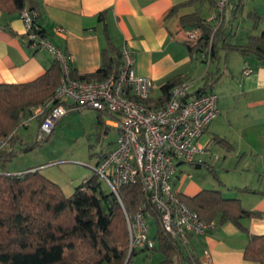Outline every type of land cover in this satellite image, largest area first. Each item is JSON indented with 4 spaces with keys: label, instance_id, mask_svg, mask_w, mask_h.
Instances as JSON below:
<instances>
[{
    "label": "crops",
    "instance_id": "0c3cea01",
    "mask_svg": "<svg viewBox=\"0 0 264 264\" xmlns=\"http://www.w3.org/2000/svg\"><path fill=\"white\" fill-rule=\"evenodd\" d=\"M188 1L33 0V6L44 36L73 56L72 70L77 76L97 71L103 65V51L111 45L119 54L124 48L128 49L135 73L152 81V102L160 98L161 87L175 76L184 80H193L196 75L201 77L202 84L194 81L190 96L203 86L206 73L215 71L216 78L221 74L217 83L223 74L230 79L227 98L235 100L234 106L223 105L218 98L220 115L198 139V146L203 150L192 162L177 163L173 187L183 198L214 190L225 198L238 199L245 210L261 215L243 220L248 234L264 236V65L254 56H241L236 52L240 56L236 70L229 65L219 68L218 62L213 60L204 74H200L204 63L198 56L189 54L185 43L187 29L181 27L180 18L198 13L207 21L215 7L209 0L180 6ZM242 4V0H230L227 16L230 12L233 18L238 12L242 14ZM175 7L178 8L170 13ZM246 15L252 32L257 34L247 36L242 45L248 37L264 32V3L252 7ZM57 27L66 30L65 37L55 35ZM53 63L46 51L29 46L19 13L0 10V84L34 81ZM244 71L251 72L245 75ZM238 103L240 108L236 107ZM237 109L240 113L236 115ZM222 113H225L226 130L222 126ZM101 118L106 131L113 128L111 116L101 114ZM214 146L221 157L212 156ZM147 220L149 225L154 224L149 216ZM247 242L248 235L231 223L212 225L203 235H191L186 246L179 244L182 255L174 258L175 264H257L244 259ZM135 256L141 257L142 264H161L164 259L160 252L137 250Z\"/></svg>",
    "mask_w": 264,
    "mask_h": 264
},
{
    "label": "trees",
    "instance_id": "16d2710c",
    "mask_svg": "<svg viewBox=\"0 0 264 264\" xmlns=\"http://www.w3.org/2000/svg\"><path fill=\"white\" fill-rule=\"evenodd\" d=\"M200 1L189 0L180 6ZM209 2L214 8L216 1ZM33 5V0H0V10L9 14L25 8L33 11ZM180 25L183 29L199 28L202 31L196 46H187L191 56H200L210 45L214 61L219 62V53L225 51L227 54L237 52L241 56H254L264 65V32L248 37L245 45L238 46L228 41L231 34L223 22L214 30L212 24L193 13L182 16ZM43 33L41 28V35ZM103 55V65L97 71L81 76L73 74V78L87 81L105 78L120 54L110 45ZM60 76L59 65L54 61L34 81L0 84V164L17 154L14 150L16 131L24 127L22 123L35 108L46 107L51 101ZM218 77L206 73L204 84L196 93L211 90ZM183 80L181 76L169 79L161 87V96L155 104L165 102L170 90ZM98 116V123L103 124L101 114ZM43 118L36 119L38 126ZM37 143L41 142L36 140ZM102 183L94 174L66 196L57 184L38 170L28 169L17 174L0 172V264H125L128 257L129 263L136 251L131 254L128 251L124 212L129 217L142 212L154 220L155 247L139 251L160 252L164 256L161 264H175L174 258L182 255L181 248L162 230L160 214L144 195L141 185H122L118 189L119 202L112 192L103 188ZM179 199L205 223L216 227L231 223L247 234L244 259L264 264V236L249 235L243 225V220L260 217L259 213L245 210L238 199L225 198L214 190H203L191 198L179 196Z\"/></svg>",
    "mask_w": 264,
    "mask_h": 264
},
{
    "label": "built area",
    "instance_id": "2783aa9c",
    "mask_svg": "<svg viewBox=\"0 0 264 264\" xmlns=\"http://www.w3.org/2000/svg\"><path fill=\"white\" fill-rule=\"evenodd\" d=\"M229 2L216 0L207 20L214 24V30L222 23ZM19 17L24 23L29 46L46 51L61 72L51 101L46 107L35 108L22 125L28 127L43 116L36 132V140L43 142L51 135L57 121L70 110L88 109L111 116L113 123L110 126L116 130L114 147L93 168L95 174L119 202L118 189L122 185L139 183L148 201L160 214L162 230L181 246L189 243L191 235L205 234L212 224L202 221L180 201L173 179L178 162L190 163L203 150L198 146V139L220 115L217 94L206 91L190 96L194 81L185 79L170 90L165 102L156 105L151 101L152 81L135 73L133 57L126 48L102 80L73 78V56L41 35V27L37 21L34 23L38 17L36 10L25 8L19 12ZM55 35L65 37L66 30L57 27ZM201 35L199 28L187 30L186 45L196 46ZM198 57L209 67L213 62L211 46ZM250 72L244 71V74ZM48 106L52 108L48 109ZM124 217L129 254L154 248L147 216L137 212L129 217L124 212ZM205 256L209 261L208 253Z\"/></svg>",
    "mask_w": 264,
    "mask_h": 264
},
{
    "label": "rangeland",
    "instance_id": "374dc122",
    "mask_svg": "<svg viewBox=\"0 0 264 264\" xmlns=\"http://www.w3.org/2000/svg\"><path fill=\"white\" fill-rule=\"evenodd\" d=\"M261 3H264V0H243V12L242 14L238 12L236 18H233L231 12L227 16L225 9L222 22L227 32L231 34L228 40L231 44L240 46L244 44L247 36L257 34L252 32L250 19L247 18L246 14L252 10V7ZM207 14L204 15L209 16ZM217 64L219 68L229 65L236 70L240 64V56L236 52L227 54L223 51L220 53V60ZM205 69H207L206 65L202 64L200 74H204ZM192 79L197 85L202 84L200 76L196 75ZM229 80L223 74L220 81L216 82L211 90L220 98V103L223 105L231 103L234 106L235 100L227 98L228 89H230ZM239 106L240 103L236 107L240 108ZM239 110L237 109L236 115L240 113ZM98 115L96 111L88 109L70 110L57 121L48 140L37 144L38 121H32L28 127H20L16 131L14 144V150L17 154L5 164H0V172L17 174L32 168L57 184L66 196L71 195L76 187L95 174L93 168L97 166L100 158L114 147L116 132L113 128L106 131L105 126L98 123ZM103 118L104 122H107L106 116ZM221 119L223 129L226 130L227 128L224 127L227 123L225 113H222ZM213 148L212 156L221 157L218 148L216 149L215 146ZM102 186L105 190H109L105 183H102ZM154 226L153 223L149 225L150 235L155 233ZM128 264H142L141 257L133 256Z\"/></svg>",
    "mask_w": 264,
    "mask_h": 264
},
{
    "label": "water",
    "instance_id": "95a60500",
    "mask_svg": "<svg viewBox=\"0 0 264 264\" xmlns=\"http://www.w3.org/2000/svg\"><path fill=\"white\" fill-rule=\"evenodd\" d=\"M129 258V257H128ZM128 258H127V260H126V263L125 264H127L128 263Z\"/></svg>",
    "mask_w": 264,
    "mask_h": 264
}]
</instances>
